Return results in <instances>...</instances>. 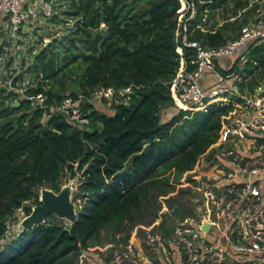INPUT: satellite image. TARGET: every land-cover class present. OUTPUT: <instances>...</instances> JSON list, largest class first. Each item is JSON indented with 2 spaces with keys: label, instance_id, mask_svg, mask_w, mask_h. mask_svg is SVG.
<instances>
[{
  "label": "trees",
  "instance_id": "trees-1",
  "mask_svg": "<svg viewBox=\"0 0 264 264\" xmlns=\"http://www.w3.org/2000/svg\"><path fill=\"white\" fill-rule=\"evenodd\" d=\"M192 3L187 41L205 49L234 41L250 19L264 22V0ZM54 10L46 26L71 20L67 33L45 37L50 42H40L27 66L22 62L13 89H0V264H76L81 250L125 245L136 219L156 218L153 193L170 188L166 174L174 173L178 182L201 156L217 151L213 146L222 118L233 110L231 105H211L206 112L178 110L161 121L162 111L174 107L171 83L180 66L175 34L186 11L184 0H58ZM8 46L3 40L0 53ZM182 51L188 70L194 69L195 50ZM244 55L243 68H237V60L232 70L243 76L246 87L241 88L252 94L264 84V42L249 46ZM74 66L81 67L75 77ZM102 87L130 88L131 93L110 100L109 115L92 103L93 92ZM39 94L46 105L79 101L88 125H74L62 115L41 119L43 110L29 101ZM67 181L75 183V222L66 225L49 215L6 239L16 212L28 216L39 204L41 189L57 194ZM175 216L182 221L194 215L180 209ZM106 233L110 239L102 237Z\"/></svg>",
  "mask_w": 264,
  "mask_h": 264
},
{
  "label": "built area",
  "instance_id": "built-area-1",
  "mask_svg": "<svg viewBox=\"0 0 264 264\" xmlns=\"http://www.w3.org/2000/svg\"><path fill=\"white\" fill-rule=\"evenodd\" d=\"M184 1L186 11L179 18L175 34L180 66L171 83L174 105L178 110L201 112H206L211 105H231L233 110L222 118L219 139L213 146L217 151L206 161L209 165L200 170L197 162L187 173L191 181L185 186L191 189L193 184L198 185L194 189L205 198L200 197L202 201L194 203L195 207L199 206L197 214L179 221L171 237L148 232L144 243L155 252L153 243L160 242L159 251L167 264H264V92L258 87L250 94L246 88H241L246 87V80L236 69L232 70L233 66L225 75L215 67L220 59L232 58L242 49L264 42V22L243 26L238 38L222 47L205 49L187 41L186 22L194 17L195 8L193 0ZM54 4L55 0H41V3L38 0H0V14L7 22L9 33L15 35L27 19L37 20L40 13L46 21L51 19L55 14ZM183 47L195 50L192 70H188L183 59ZM244 53L238 58L239 69L246 60ZM211 72L216 76V83L203 85L204 77ZM130 93V88L102 87L93 92L91 99H124ZM29 101L32 108L43 110V120L62 115L74 125L83 128L88 125L79 110V101L46 105L41 94ZM223 146L225 149H221ZM203 222L209 225L204 234ZM155 225L160 226V219ZM119 247L111 255L110 264H137L130 246ZM171 252L179 255L176 262ZM78 260L88 263L87 251L81 250Z\"/></svg>",
  "mask_w": 264,
  "mask_h": 264
},
{
  "label": "rangeland",
  "instance_id": "rangeland-1",
  "mask_svg": "<svg viewBox=\"0 0 264 264\" xmlns=\"http://www.w3.org/2000/svg\"><path fill=\"white\" fill-rule=\"evenodd\" d=\"M57 1L54 4V8L57 7ZM39 3H41V0H38ZM260 16V15H259ZM258 16V17H259ZM255 17L254 19H256ZM207 19V16H204V20ZM203 20V21H204ZM70 22H73L70 20ZM70 22L68 24L62 25V26H46L45 19L43 18L42 14L40 13L38 15L37 20H31L27 19L23 26L21 27V31L18 34L12 35L9 32H6L8 29L7 26L0 27V43L5 40L7 43H9L8 47H5L3 51L0 53V89H7L12 90V80L19 75L23 70L25 65L27 66V63L31 61L33 55L38 52V50L41 47L40 42H44L45 37L50 36L52 37H61L63 34L67 33L66 29L70 25ZM211 24L212 22L209 21ZM209 24V25H210ZM249 24H251V19L249 21ZM248 25V24H247ZM8 31V30H7ZM3 33V35H2ZM52 35V37H51ZM229 59V58H228ZM22 62L25 63L24 66H22ZM73 75L78 76L81 72V67L74 66L73 67ZM73 77V76H72ZM213 78L211 76L206 77L205 81L206 84H209ZM71 79L67 78L66 83L71 84ZM25 85H29L28 81L26 80ZM16 85H20L19 83H16ZM65 91H70V88H66ZM18 95L21 97L22 90L17 91ZM6 106L9 105V101L5 102ZM18 104V102H15ZM80 103V102H79ZM92 103L95 108H97L100 112H103L105 114H111L110 113V106L112 104L111 101H93ZM191 110V109H189ZM195 111V110H192ZM178 112V107L174 105V107L165 109L161 113V121L167 122L169 121L175 114ZM226 146H223L221 149H225ZM202 157V158H201ZM198 161V169H202V166L209 165V162H206L210 160V157H212V154L208 158H203L201 156ZM203 162V163H202ZM166 176L169 177V185L170 188H159L158 190L154 191L153 195L157 197L155 208L159 207V211L156 213V218L152 219V217H145L144 219H136V225L132 227V230L130 232V239L134 238L137 239L139 242L142 243V246L144 248V251L147 255L150 257L153 256L151 250L149 247L146 246L144 241L142 240V236L146 235L148 232L151 235L156 234H163V237H171L172 234H170L173 230H175L178 227V223L180 219L176 218L175 212H177L180 209H184L188 214H197L196 209L199 208L195 207L194 203L197 201H202L200 197L204 198V195L202 192H197L194 188H197L198 185L193 184L190 188L186 187L185 184L190 182V174L183 175L178 182H176V177L174 173L169 172L166 174ZM64 182V181H63ZM68 186L70 188V199L71 202L73 199V195L75 193V183L74 181L66 182L64 183L62 188H65ZM43 190H48L46 188H43L40 190L39 195H41V192ZM159 194V195H158ZM165 194V195H164ZM191 199L193 202H191ZM205 199V198H204ZM75 207H77V203H73ZM34 207L31 208V210ZM154 213V212H153ZM24 214L19 211L15 214V220L9 223V230L6 235V239L13 237L14 235H17L20 233L22 225L25 221ZM56 216L54 217V220H57ZM160 219V226L156 227L155 223L157 220ZM64 224H70L69 222L64 220ZM146 228V229H145ZM103 238L110 239V234H102ZM4 243V242H3ZM160 243V242H159ZM157 241L153 243V246L158 249L159 244ZM117 245L113 244L112 247H115ZM120 248V247H119ZM112 251L109 250L108 253L113 255V252L118 250V248H111Z\"/></svg>",
  "mask_w": 264,
  "mask_h": 264
},
{
  "label": "crops",
  "instance_id": "crops-1",
  "mask_svg": "<svg viewBox=\"0 0 264 264\" xmlns=\"http://www.w3.org/2000/svg\"><path fill=\"white\" fill-rule=\"evenodd\" d=\"M3 16L0 14V27H4L7 25L6 20L4 19L3 21ZM246 50L242 49L241 51H239L235 56H233L232 58L229 59H220L216 65L219 69H221L224 72H227L230 70V68L234 65V63L238 60L239 56H242L243 53ZM244 64V63H243ZM243 64L240 67L241 69L243 68ZM211 76L213 78V80L209 83L206 84L205 79L206 77ZM216 83V76L214 73H210L209 75L205 76L202 84L203 85H213ZM262 91L264 92V84H260L259 86ZM110 113H112V111H110ZM142 240H145V236H142ZM120 244V243H119ZM113 244H108V243H103L100 246H94L88 249L87 251V257H88V263L87 261L85 263H81L79 260H77L76 264H110V259H111V254L108 253L109 250H113L111 248H117L119 246L122 247H127L130 246L132 249V252L135 255V259L137 264H167L165 257L163 255V253L161 251H159V248L156 249L155 247V252L154 250L150 249L153 256L150 257L149 255H147L144 251V248L142 246V243L139 242L137 239L134 238H129L128 242L125 245H118L115 247H112ZM169 250V249H167ZM172 254V259L175 260V262L178 260V253L176 252H171Z\"/></svg>",
  "mask_w": 264,
  "mask_h": 264
},
{
  "label": "water",
  "instance_id": "water-1",
  "mask_svg": "<svg viewBox=\"0 0 264 264\" xmlns=\"http://www.w3.org/2000/svg\"><path fill=\"white\" fill-rule=\"evenodd\" d=\"M49 42L46 41L43 46H46ZM18 105L15 102L13 103L14 107ZM70 195V188L68 186L61 188L57 194L51 190H43L41 195H39V204L34 206L31 213L25 217L20 232L43 223L49 215H55L57 218L69 223L75 222L77 217L76 209L73 202H71ZM208 226V223L203 222L201 226L203 234L207 231Z\"/></svg>",
  "mask_w": 264,
  "mask_h": 264
}]
</instances>
